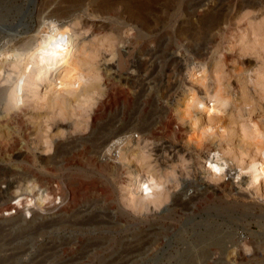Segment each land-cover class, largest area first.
I'll return each mask as SVG.
<instances>
[{
    "label": "rangeland",
    "instance_id": "374dc122",
    "mask_svg": "<svg viewBox=\"0 0 264 264\" xmlns=\"http://www.w3.org/2000/svg\"><path fill=\"white\" fill-rule=\"evenodd\" d=\"M99 1L0 0V209L27 199L20 219L0 215V261L264 264V186L247 185L245 171L237 177L264 147V0L234 10L225 34L200 30L216 0H202L188 16L182 11L199 0ZM42 46L46 53L34 60L41 62L32 63ZM191 67L207 75L205 87L224 88L229 98L210 137L180 114L187 89L203 97V86L190 83ZM114 135L133 138L121 159L104 156ZM216 146L235 158L226 157L221 178L205 164ZM134 169L161 184L145 201L139 193L130 198ZM39 191L49 195L42 205ZM30 198L36 205L28 208ZM60 220L87 224L29 234ZM211 240L220 248L208 247Z\"/></svg>",
    "mask_w": 264,
    "mask_h": 264
},
{
    "label": "bare ground",
    "instance_id": "6f19581e",
    "mask_svg": "<svg viewBox=\"0 0 264 264\" xmlns=\"http://www.w3.org/2000/svg\"><path fill=\"white\" fill-rule=\"evenodd\" d=\"M49 1V0H48ZM52 1L54 2V0H50V2L52 3ZM79 0H63V3H70V2H78ZM45 2V1H44ZM100 2V1H99ZM106 2V3H105ZM139 2V1H138ZM46 3V2H45ZM100 3H103V5H101L102 7H107L108 6V3H107V0H102V2ZM215 6L213 9H210L208 12L204 13V15L200 18V24H201V27H200V30L202 31L203 34H208V33H211L213 31H217L218 33H224L226 32V29L229 25V22H230V19H229V16L232 14V12L236 9H243V8H246L248 7L249 5V1L247 0H216L215 1ZM44 5V4H43ZM100 5V4H99ZM129 6V5H128ZM197 7H202V0H199L198 2H195L194 4L192 5H188L185 7V9L182 11L184 14H186L187 16L190 15V11H194ZM132 8V7H131ZM136 8H140L139 6H136ZM144 8V7H143ZM132 10V9H131ZM134 13V12H133ZM40 14V13H39ZM193 14V13H192ZM141 15L140 13L138 12H135L134 13V16L135 18L139 19ZM57 19V18H56ZM44 22V21H43ZM42 22V23H43ZM146 22V20H145ZM48 23V22H47ZM51 28L54 27V25L50 26ZM38 31V30H37ZM186 32V31H185ZM39 35V31L37 32ZM116 33V32H115ZM118 33V32H117ZM201 33V32H200ZM196 34V33H195ZM36 35V34H35ZM36 35V36H37ZM198 35V34H197ZM201 35V34H200ZM135 37V36H134ZM219 37V36H218ZM46 38V37H45ZM216 40V38H214ZM44 40V39H43ZM116 40L119 41V43L122 45L125 44V42H123V40L121 39L120 35H116ZM214 40V41H215ZM29 41V40H28ZM56 41V40H55ZM54 41V43H55ZM213 41V40H212ZM217 41V40H216ZM215 41V42H216ZM259 41V40H258ZM44 43V42H43ZM31 44V43H30ZM47 44V43H46ZM24 45V44H23ZM45 46V44H43ZM44 46H42L41 48L39 47V49L35 50L34 53L31 55V61L32 63L33 62H36L34 61L36 59L37 56L41 57L43 54L46 53V51L44 50ZM53 46H55V44H53ZM29 47V48H28ZM27 48L29 50H34L35 46L33 45L32 47V44L30 46H28ZM46 47V46H45ZM24 48V47H23ZM38 48V47H37ZM44 48V49H43ZM48 49V48H47ZM17 50V49H16ZM49 51V49H48ZM54 51V50H53ZM56 51V50H55ZM14 53V51H12ZM52 52V51H51ZM57 52V51H56ZM65 52V51H63ZM69 52V51H68ZM214 52V50H213ZM17 53V52H16ZM48 53V52H47ZM53 53V52H52ZM60 53V52H59ZM19 54V53H18ZM17 54V55H18ZM28 54V53H27ZM216 54V53H215ZM56 55V54H55ZM44 56V55H43ZM42 56V57H43ZM118 58H117V65L118 67L121 66L120 64H122V54H118L117 55ZM20 57V56H19ZM53 57V56H52ZM55 57V56H54ZM22 58V57H21ZM38 58V57H37ZM91 58V57H90ZM18 59V58H17ZM40 59V58H39ZM30 61V60H29ZM6 62V61H5ZM28 62V61H27ZM41 61H39L40 63ZM19 63V61H18ZM37 63V62H36ZM37 63V64H39ZM26 64V63H25ZM36 64V65H37ZM184 64V63H183ZM21 65V64H20ZM198 65V64H197ZM196 65V66H197ZM201 65H203L201 63ZM26 66V65H25ZM31 66V65H30ZM33 66V65H32ZM205 66V65H203ZM202 66V72L204 71L205 73V67ZM21 68V67H20ZM25 68V67H24ZM33 68V67H32ZM31 68V69H32ZM192 69H188L189 70V78H190V83H193L195 84V82L197 84H199V88L201 86H203L204 89H200L203 90V97H198V95L195 93V91L193 90V87L187 89V94L184 96V98L181 100L183 103L182 106H183V110H181V115H186L189 117L188 120H190L193 124L192 125H195L197 126L196 128L199 130V132H201V136H206V137H210L211 133L210 132H213V129H215L213 127V123H215L214 121L216 119H219L220 116L222 115L224 109L226 108V106L228 105L229 103V98L227 99L224 92L226 91H222V89L224 90V88H215L214 87V90H211L209 87H205L203 82L205 81V77H207V75H205L204 73H199L200 76H198V73L194 72V68L191 67ZM196 68V67H195ZM35 69V68H34ZM200 69V68H199ZM23 70V69H22ZM187 70V69H186ZM27 71V70H25ZM28 72V71H27ZM23 73V72H22ZM33 73V72H32ZM41 73V72H40ZM29 74V72H28ZM42 74V73H41ZM40 74V75H41ZM24 75V74H23ZM31 75V73H30ZM39 75V73H38ZM205 75V76H204ZM24 77V76H23ZM33 77V76H32ZM51 78V77H50ZM45 79V78H44ZM156 79V78H155ZM220 79V78H219ZM213 81V80H212ZM211 81V82H212ZM218 81V80H217ZM20 82V81H19ZM24 82V81H23ZM219 83V82H218ZM17 85V84H16ZM190 85V86H192ZM220 86V84H218ZM218 86V87H219ZM263 88H264V76H263ZM16 87V86H15ZM188 88V87H187ZM12 89V88H11ZM18 89V88H17ZM75 89V88H74ZM83 90V89H82ZM11 91V90H10ZM72 91V90H71ZM79 91V90H78ZM77 91V92H78ZM90 91V90H89ZM93 91V90H92ZM264 91V90H263ZM15 92V91H14ZM14 92L11 91L8 93V106L10 105V107H12L11 104H15V97L14 96ZM84 92V91H83ZM94 92V91H93ZM227 94V93H226ZM2 95V94H1ZM80 95V94H79ZM85 95V94H84ZM87 95H89L87 93ZM19 96V95H18ZM90 96V95H89ZM262 96V95H261ZM20 97V96H19ZM264 97V96H263ZM6 98V96H5ZM17 100V99H16ZM260 100V99H259ZM7 104V103H6ZM13 104V105H14ZM16 106V105H14ZM181 107V106H180ZM3 108V107H2ZM1 108V109H2ZM7 108V107H6ZM13 108V107H12ZM11 108V109H12ZM182 109V108H181ZM180 110V108H179ZM178 110V111H179ZM6 112V111H5ZM197 116V114H200L199 117H193V115ZM179 114V113H178ZM206 116V117H205ZM203 117L207 118L206 121L204 123H202V119ZM221 120V118H220ZM191 124V123H189ZM190 126V125H189ZM192 127V126H191ZM190 127V128H191ZM217 127V125H216ZM251 129V128H250ZM255 129V128H254ZM194 130V129H193ZM252 131H255L253 129H251ZM250 130V131H251ZM195 131V130H194ZM215 131V130H214ZM218 131V129H217ZM216 131V132H217ZM251 131V132H252ZM192 132V131H191ZM215 132V137H216V133ZM257 132V131H256ZM193 133V132H192ZM197 133V132H196ZM210 133V134H209ZM221 133V132H220ZM219 133V134H220ZM224 133V131H223ZM245 134V133H244ZM255 134V133H254ZM258 134V132L256 133V135ZM199 135V134H198ZM210 135V136H209ZM245 135H250V137L253 139L255 138L254 136L256 135H252L251 134H245ZM260 135V134H259ZM258 135V136H259ZM128 136V135H127ZM249 139H251L250 137H248ZM256 136V137H258ZM117 137V136H113V138H111L112 140ZM124 137L125 136H121V137H117L116 140H109L111 144H106V146L103 148L105 150V153H104V156H106L105 154L108 153V154H111L113 152H117L118 154V159H121L122 158V155H123V151L126 149L125 147H123L124 145H127L131 142V139L133 138H129V140H127L128 138H126V143H125V140H124ZM193 137V136H192ZM206 137H204V139H206ZM212 137L213 134H212ZM218 137H221V136H218ZM244 137V136H243ZM263 137V136H262ZM198 138V137H197ZM245 138V137H244ZM220 139V138H219ZM193 140V139H192ZM202 140V139H201ZM200 140V141H201ZM221 140V139H220ZM218 140V141H220ZM256 140V139H255ZM112 141V142H111ZM197 141V140H196ZM199 141V142H200ZM207 142L209 140H206ZM212 141V140H211ZM262 141V139H261ZM198 142V143H199ZM204 142V141H203ZM260 142V141H258ZM257 142V143H258ZM263 142V141H262ZM197 144V142H195ZM255 143V142H254ZM200 144V143H199ZM190 145V144H189ZM203 144L201 143V145H197L198 146V149L199 147H203L202 146ZM213 146V145H212ZM255 146V145H254ZM214 147V146H213ZM218 146H216L215 149H211L208 151L207 153V156H206V162L205 164L208 165V167L206 168L208 172H210L212 174V177H218V178H221L222 176L221 175H224V170L225 168H227L228 166V156L231 155L230 152H226V148H223L220 149L219 147L217 148ZM205 148V147H203ZM210 148V147H209ZM260 148V147H259ZM202 149V148H201ZM258 150V149H256ZM125 152V151H124ZM131 152V151H130ZM135 152V151H134ZM246 152V151H245ZM126 153V152H125ZM201 153V152H200ZM107 154V155H108ZM257 154V153H255ZM260 154V153H259ZM129 155V154H128ZM138 155V154H137ZM124 159L127 161V163L129 162V159L126 157V154L124 155ZM232 156V155H231ZM261 157L260 158H253L246 166H241V168L237 169L239 170L238 172V176L239 177V174L243 171H245L244 173L248 174L249 175V178H248V184L247 185H250V186H258V184H261L262 186H264V147L262 148V151H261ZM132 157H136V156H133V153H132ZM131 157V158H132ZM227 157V158H226ZM233 157V156H232ZM231 159L234 160L235 158L233 157ZM241 157V156H240ZM113 158V157H112ZM131 160V159H130ZM136 160V158H135ZM138 160V159H137ZM240 160V159H239ZM122 161V160H121ZM231 161V160H230ZM138 162V161H137ZM232 163V162H231ZM245 164V163H244ZM236 165V164H235ZM128 166V165H127ZM239 166V165H238ZM240 167V166H239ZM139 168V167H138ZM205 168V167H204ZM137 169V168H136ZM1 170V169H0ZM139 170V169H137ZM135 171V169H134ZM136 172V171H135ZM140 172V171H139ZM1 173V172H0ZM142 173V171H141ZM209 173V174H210ZM133 174V172H132ZM210 174V176H211ZM221 176V177H220ZM6 177L4 174H0V180H3V178ZM215 178V179H216ZM160 179V177L158 178ZM241 180V179H240ZM247 182V181H246ZM131 185L130 186V193L131 195L130 196H134L136 193H139V195L141 196V199L143 201H145L146 199H148L150 196H153V193L154 191H156V189L159 190V188L161 187V184L159 182V180H157L156 177H154L152 174H145L143 173V175H141L140 173L136 172L133 177H132V180L130 182ZM31 187V186H30ZM34 189V188H33ZM59 189V188H58ZM32 190V188H31ZM30 190V191H31ZM54 191V190H53ZM247 191V190H246ZM32 192V191H31ZM41 191L37 192L38 194H40ZM138 195V194H136ZM135 195V196H136ZM129 196V195H128ZM134 197H130L132 199L135 198ZM264 196V195H263ZM3 196L0 194V199H2ZM201 198H203V194H198L196 195L195 197H193L191 200L192 202H195V201H199ZM20 200H16V204L15 205H12L10 203H5L2 208L0 209V215L1 217L2 216H5V217H12L13 214H16L18 215V219H20L22 217V211L20 212L19 209L20 207L25 203V201L27 199H25L24 203L22 204V200L23 199L22 197L19 198ZM46 200H49V195L47 194H44V193H41L39 195V197L37 198V201L35 200V202H37V204H41L43 202H45ZM29 201V204L26 205L28 208L29 207H32L31 205H36V203L33 202V200L30 198ZM133 201V200H132ZM142 201V202H143ZM156 202V201H155ZM27 203V202H26ZM134 203V202H133ZM190 203V201H189ZM158 204V203H157ZM193 204V203H192ZM138 205V204H137ZM139 205L140 207L138 206V208H142L144 205L139 201ZM230 205V204H228ZM248 205V204H247ZM39 206V205H38ZM135 206H136V203H135ZM182 206V205H181ZM184 206V205H183ZM236 206H241L239 204H236L234 207ZM40 207V206H39ZM243 207V206H241ZM35 208V207H34ZM137 208V206H136ZM27 211H29V209H27ZM26 212V214L28 215V212ZM24 213V212H23ZM30 213V212H29ZM24 215V214H23ZM31 215V214H30ZM263 218V217H262ZM70 221V220H69ZM89 222V221H87ZM92 222V220H91ZM99 222V221H98ZM97 222V223H98ZM69 222H66L65 220H60V221H55V222H48L46 224H42L40 225L39 227L36 226V229L32 230L29 234L31 235H34V236H43L47 229L49 228H53V227H59V228H62V229H65L66 227H69L70 229H75V230H79V227L81 226H85V224H87L85 221H77L76 223H70L68 225ZM100 223V222H99ZM98 223V225H99ZM90 224H96L94 222L90 223ZM28 231V230H27ZM24 233V232H23ZM22 233V235H23ZM25 234V233H24ZM26 235H24L25 237ZM23 237V236H22ZM46 237V236H45ZM21 238V237H20ZM142 239V238H141ZM139 240V239H138ZM146 242V241H145ZM65 244V243H63ZM66 245V244H65ZM142 245V244H141ZM63 246V245H62ZM135 246V245H134ZM146 246V247H144ZM147 246H150V241H147L144 245H143V248H147ZM221 246V242L219 240H211L208 244V247H211L212 249H218L220 248ZM141 247V246H140ZM126 248V246H125ZM131 249V248H130ZM141 249V250H142ZM14 250V249H13ZM25 252V251H24ZM126 252H128V249L126 250ZM125 253V252H124ZM55 254V253H54ZM16 256H18L16 253L13 255V257L9 256L11 258H14ZM50 255V254H49ZM127 255V254H126ZM46 257V256H45ZM78 257V256H77ZM8 259V260H9ZM1 260V259H0ZM39 261V260H38ZM48 261V258H44L38 262V264H44ZM75 261V260H74ZM127 262V261H126ZM4 264V260L3 261H0V264ZM229 263V261H228ZM227 263V264H228ZM238 263V262H236Z\"/></svg>",
    "mask_w": 264,
    "mask_h": 264
}]
</instances>
